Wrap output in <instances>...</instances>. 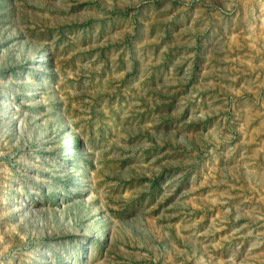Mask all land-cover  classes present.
<instances>
[{
  "label": "rangeland",
  "instance_id": "1",
  "mask_svg": "<svg viewBox=\"0 0 264 264\" xmlns=\"http://www.w3.org/2000/svg\"><path fill=\"white\" fill-rule=\"evenodd\" d=\"M0 264H264V0H0Z\"/></svg>",
  "mask_w": 264,
  "mask_h": 264
},
{
  "label": "bare ground",
  "instance_id": "2",
  "mask_svg": "<svg viewBox=\"0 0 264 264\" xmlns=\"http://www.w3.org/2000/svg\"><path fill=\"white\" fill-rule=\"evenodd\" d=\"M46 58V57H45Z\"/></svg>",
  "mask_w": 264,
  "mask_h": 264
}]
</instances>
